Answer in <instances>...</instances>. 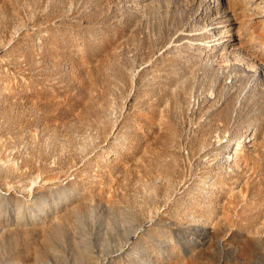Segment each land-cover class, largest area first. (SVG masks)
<instances>
[{"label": "rangeland", "instance_id": "obj_1", "mask_svg": "<svg viewBox=\"0 0 264 264\" xmlns=\"http://www.w3.org/2000/svg\"><path fill=\"white\" fill-rule=\"evenodd\" d=\"M0 264H264V0H0Z\"/></svg>", "mask_w": 264, "mask_h": 264}, {"label": "bare ground", "instance_id": "obj_2", "mask_svg": "<svg viewBox=\"0 0 264 264\" xmlns=\"http://www.w3.org/2000/svg\"><path fill=\"white\" fill-rule=\"evenodd\" d=\"M239 61L243 62L244 64H246L248 66V69H252V70H256V64L253 61H246L244 59H240ZM221 138V137H219ZM256 138V130H247V142L248 143H252L254 142ZM247 142L245 141V139L239 140V139H235L232 140L231 143L229 144V148H228V158H229V167L230 169L233 168H238L241 166L240 163L243 162L244 159V149L245 146L247 144ZM240 161V163H238Z\"/></svg>", "mask_w": 264, "mask_h": 264}]
</instances>
